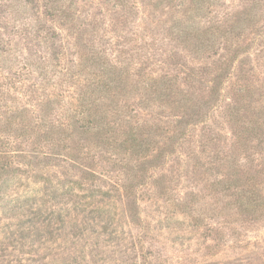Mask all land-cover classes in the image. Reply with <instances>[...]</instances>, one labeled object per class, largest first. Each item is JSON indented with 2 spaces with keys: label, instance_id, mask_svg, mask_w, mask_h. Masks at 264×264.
<instances>
[{
  "label": "rangeland",
  "instance_id": "obj_1",
  "mask_svg": "<svg viewBox=\"0 0 264 264\" xmlns=\"http://www.w3.org/2000/svg\"><path fill=\"white\" fill-rule=\"evenodd\" d=\"M210 1L0 0V264H264V0Z\"/></svg>",
  "mask_w": 264,
  "mask_h": 264
},
{
  "label": "trees",
  "instance_id": "obj_2",
  "mask_svg": "<svg viewBox=\"0 0 264 264\" xmlns=\"http://www.w3.org/2000/svg\"><path fill=\"white\" fill-rule=\"evenodd\" d=\"M213 1V2H212ZM211 5H218L219 4V0H211L210 1ZM98 59V58H97ZM99 64V66H101L104 70V73L108 74L109 76H107V78L105 80H103V83H101L100 85V91H103L104 93H111L113 91H115V89H119V84H118V80L117 77L123 73V71H120V69L113 64L111 61H103V62H97ZM115 70V71H114ZM119 74H118V72ZM222 77L223 74L219 73L216 74L215 77L212 80L211 85L209 86V91H210V95L212 96H216L218 93H220L219 87L222 81ZM166 81H170V79H166ZM157 83L160 82V80H156ZM162 84L163 81H161ZM169 89V92H167V90ZM160 96H169L171 94V87H167V86H161L160 89ZM91 103L88 102V105H90ZM95 105H90L86 108V116H87V120L85 121V124L81 125V127L85 130V131H95V133H98L99 130H102V133L110 138L109 134L112 133V129L111 127H107L105 129V118L104 116L102 117H96L95 116V112L91 113V111L93 110H97L95 107ZM122 136L120 135L119 137H121L120 139H116V147H118L121 151H123L124 153H128V154H133L136 155L140 158H142V162L139 164V170L143 171L147 170L149 168L148 165V161H147V155L149 150L151 149V142L149 140H147L144 136V134H141V129L139 127V125H127V128H120ZM247 131V130H246ZM252 131H247V133H251ZM115 142V139H114ZM159 153H157L158 155ZM156 155V154H155ZM147 166V167H146ZM19 168L18 167H13L11 166V163H6L3 162L0 164V177L3 175H16L19 172ZM5 179H3L2 181H0V189H1V185L3 184ZM74 182V181H73ZM77 183V182H74ZM129 186V185H128ZM230 186H234L236 187L237 185L232 184ZM67 194V193H66ZM180 205L183 207V209H188V202L183 201L182 203H180Z\"/></svg>",
  "mask_w": 264,
  "mask_h": 264
}]
</instances>
